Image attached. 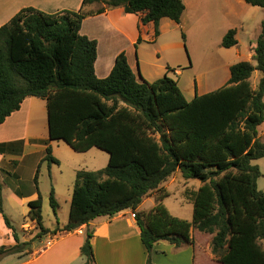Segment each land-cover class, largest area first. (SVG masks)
Returning <instances> with one entry per match:
<instances>
[{
  "label": "trees",
  "instance_id": "trees-1",
  "mask_svg": "<svg viewBox=\"0 0 264 264\" xmlns=\"http://www.w3.org/2000/svg\"><path fill=\"white\" fill-rule=\"evenodd\" d=\"M244 1L264 8V0ZM97 3L103 6L87 10ZM119 7L143 14L142 24H154L155 38L163 18L179 24L185 11L182 0H83L79 11L47 14L24 8L0 27V124L26 99L39 98L46 101L49 126L42 161L60 164L52 141H64L78 153L98 148L109 154L106 167L76 172L69 221L63 227H45L40 194L29 202L27 218L38 233L25 242L5 213L0 180V214L16 241L0 246V259H27L36 241L131 210L148 252L147 264H154L151 254L161 241L176 247L194 244L193 230L213 236L212 253L221 264H264V191L258 188L262 171L254 163L264 158L259 137L264 122V22L254 48L257 64L232 65L225 86L189 101L169 74L154 83L139 80L124 52L107 78L96 75L98 43L81 33L83 20ZM182 39L186 47L184 31ZM237 44L236 30H230L222 46ZM257 70L262 77L254 89L250 79ZM23 153V141L0 143L2 155ZM12 164L17 167L18 162ZM179 171L186 180L202 184L188 193L191 221L174 216L164 204L170 194L163 185ZM154 192L160 193L154 208L139 212ZM16 194L23 197L18 190ZM50 205L57 218L54 188ZM92 238L88 230L81 248L84 264L96 263Z\"/></svg>",
  "mask_w": 264,
  "mask_h": 264
},
{
  "label": "crops",
  "instance_id": "crops-1",
  "mask_svg": "<svg viewBox=\"0 0 264 264\" xmlns=\"http://www.w3.org/2000/svg\"><path fill=\"white\" fill-rule=\"evenodd\" d=\"M182 1L185 5V11L181 22L178 24L169 18H163L160 21V34L157 38H155V26L153 23L142 24L143 14H128L121 7L106 9L101 14L86 17L82 23L81 33L90 39L96 40L98 43V57L95 62L96 75L99 78H107L115 66L117 57L124 52L127 55L130 67L139 80L143 78L150 83H154L166 74L170 76L171 73H174L176 76H182L185 71H181V69L189 70L192 65L186 52L183 50L184 53H180V49L184 48V42L177 41V34H180V31H184L187 42L191 31H202L214 39V44H216L217 50L221 53L222 67L227 70V75L216 74L210 76L207 73H194L189 94L191 96L190 100L197 94L204 95L225 86L230 78L231 66L237 63L235 60L241 58V51L238 49L240 45L239 34L249 29L255 14L260 9L264 10V8L251 6L244 0ZM82 3L83 0H0V27L7 24L24 8L32 7L47 14H55L63 11H79ZM87 10H90V8H87ZM262 23L259 25L260 29L255 41L250 45L249 58L252 61L255 60L254 48L261 34ZM233 29L236 30L238 44L231 48H224L222 46L223 38ZM140 38L142 41L138 43ZM252 64L256 65L257 63ZM168 68L173 71L168 72ZM33 98L26 99L19 111L13 113L6 122L0 124V143L24 142V154L20 157L0 154L1 168L5 164L9 166L13 161H17V166L19 167L28 156L37 155L38 152L34 148L29 151L31 145L39 147L41 152L46 154V145L42 141L48 140L49 136L34 135V126L31 119L34 106ZM259 137L264 142V122L259 127ZM31 141L35 143L32 144ZM92 150L93 148L90 151ZM43 159L44 156L40 161ZM105 162H109V157L107 160L105 159ZM256 163L262 171V177L258 180V188L264 191V158L257 160ZM17 171L15 172L17 173ZM177 176L178 174L176 173L172 180H178ZM181 177H183L182 174ZM184 181V193L186 194L189 192L190 182L185 178ZM163 186L170 194L169 182L167 181ZM15 189H13L12 197L22 204L38 198V193H34L30 197H19ZM166 200L167 198L164 200V204ZM68 202L71 207L72 196ZM147 203L148 206L146 207ZM155 205L156 195H150L144 199L138 211L149 212ZM165 206L168 208L166 204ZM169 211L172 213L171 210ZM131 214V210H126L113 217H99L75 232L57 234L41 241H36L33 244V254L29 258L20 260L15 255L5 256L0 259V264H84L86 258L82 256L81 248L86 240L88 230L93 232L92 245L95 264H147L148 252L141 239V229L136 218H132ZM172 214L191 221L193 206L191 218L181 217L175 213ZM25 219H28L27 216H25ZM68 221L64 219L62 224L58 222V225L63 227ZM28 225L35 236L38 233L36 223L30 221ZM15 227L18 230H24V223H22L20 229L17 226ZM198 233L201 232L192 231L194 239V244L192 245L186 244L176 247L166 241L157 243L151 254L153 263L221 264L215 260L212 253L213 236L202 233L207 236L205 239L201 237L202 239L199 240L197 237ZM33 237L30 233L20 235V239L23 242L29 241ZM15 244L16 241L12 230L6 226L3 216L0 214V246H13Z\"/></svg>",
  "mask_w": 264,
  "mask_h": 264
},
{
  "label": "rangeland",
  "instance_id": "rangeland-1",
  "mask_svg": "<svg viewBox=\"0 0 264 264\" xmlns=\"http://www.w3.org/2000/svg\"><path fill=\"white\" fill-rule=\"evenodd\" d=\"M94 6V7H93ZM90 6L89 11H97L103 5L97 3ZM264 21V10L260 9L254 16V20L249 25V29L239 34L238 40L240 45L238 49L241 51V58H238L237 63L241 61H249L256 64V60L252 61L249 58L250 45L259 32V25ZM177 41L181 42L182 32L177 34ZM184 42V41H183ZM213 42V43H212ZM214 39L204 32L191 31L189 38L184 45L183 49H180V53L183 54L184 51L187 54L188 59L192 65L189 70L181 69L185 71L182 76H176L171 73L170 76L178 81V85L182 90L186 99L190 100V91L192 88V75L207 73L210 76L216 74H221L222 76L227 75V70L223 69V64H221L220 52L214 44ZM184 50V51H183ZM179 53V54H180ZM178 68V67H177ZM262 77L260 71H255L250 83L253 88H256ZM34 106L31 113L32 124L34 126V135L36 136H49V126H48V112L46 102L39 98H33ZM34 144V141H31ZM38 143V142H37ZM51 147L53 150V155L60 160V165L51 164L48 162H41L40 159L45 157V152H41L39 147L30 146L29 151L34 150L38 152L37 155L28 156L24 162L17 168L14 164L10 163L9 166L5 164L3 166V171L0 173V180L3 185L4 191V210L8 217L12 220L13 224L19 229L22 223H24V230H18L19 235L28 234L33 237L34 233L30 229L28 223L29 219H25L29 209L28 204H22L12 197L13 189L20 191L23 197H30L34 193H38L43 199V217L44 224L46 228L54 230L58 222L62 224L64 219L68 221L70 201L73 191V185L76 180L77 170H99L107 166L108 162L105 159L109 157V154L98 148H93L92 151L86 153H78L74 151L66 142L64 141H52ZM24 154V153H23ZM39 162V164H37ZM255 164L256 161H255ZM16 170L17 173L15 172ZM38 173V183H35V175ZM16 173V174H15ZM178 180H172L170 178L169 191L170 196L166 200V205L172 213L178 214L181 217L191 218L192 215V200L188 193L197 191L201 182L199 180H189V192L184 193V178L181 177V172H177ZM52 188H54L56 199L59 203V215L56 216L53 213L52 207L50 205V195ZM165 190H167L164 187ZM158 196L159 192H154L151 195ZM12 197V198H11ZM148 206V203L146 207ZM27 230V231H26ZM198 239L206 238L207 235L198 233ZM205 237H203V236ZM202 237V238H201Z\"/></svg>",
  "mask_w": 264,
  "mask_h": 264
},
{
  "label": "built area",
  "instance_id": "built-area-1",
  "mask_svg": "<svg viewBox=\"0 0 264 264\" xmlns=\"http://www.w3.org/2000/svg\"><path fill=\"white\" fill-rule=\"evenodd\" d=\"M131 217L136 218V212H132Z\"/></svg>",
  "mask_w": 264,
  "mask_h": 264
}]
</instances>
